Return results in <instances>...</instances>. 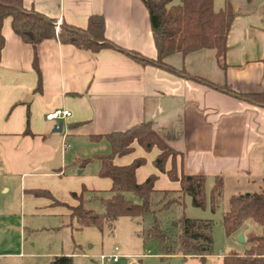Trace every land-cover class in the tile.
I'll list each match as a JSON object with an SVG mask.
<instances>
[{
    "label": "crops",
    "instance_id": "obj_1",
    "mask_svg": "<svg viewBox=\"0 0 264 264\" xmlns=\"http://www.w3.org/2000/svg\"><path fill=\"white\" fill-rule=\"evenodd\" d=\"M228 1L234 18L224 68L210 50L203 48L185 55L169 54L164 58L167 65L151 61L156 58V47L149 14L141 0H21L26 10L78 28L87 26L90 15H102L104 36L112 46L98 50L78 48L57 37L32 46L12 30L9 16L3 19L0 264H50L51 258L59 255L72 256L73 263L75 253L67 251L61 239L53 240L50 232L67 224L68 206L77 203L72 192L79 193L82 186L96 190L111 186L110 178L98 175V159L91 160L98 161L94 175L69 172L70 163H77L82 172L86 164L80 166V158L103 154L81 155L78 144L99 141L104 137L96 138L98 135L124 131L141 122H151L178 152V172L221 175L223 183L226 179L237 182L245 175L247 182H259L261 190L264 105L229 90L264 92V0ZM55 108H66L70 115L46 118ZM58 121L63 123L62 130L54 132ZM64 144L69 146L64 148ZM132 146L131 152L115 156L114 163L128 164L141 158L135 170L138 182L155 174V189L179 188L177 180H170L155 166L156 146L149 150L137 142ZM170 167L168 159L165 169ZM36 190L48 191L51 196L37 195ZM63 217L65 221L56 223ZM250 227L242 226L234 234L242 233L244 240H232L231 251L244 252ZM123 250L121 254L138 255V249ZM172 255L188 259L186 264H198V260L222 264L224 256H166ZM119 258L108 264H126Z\"/></svg>",
    "mask_w": 264,
    "mask_h": 264
},
{
    "label": "trees",
    "instance_id": "obj_2",
    "mask_svg": "<svg viewBox=\"0 0 264 264\" xmlns=\"http://www.w3.org/2000/svg\"><path fill=\"white\" fill-rule=\"evenodd\" d=\"M141 1L149 14L156 47V58L151 61L167 65L164 58L169 54L179 52L185 55L203 48L213 53L220 67H225L226 41L234 18L228 0H225L219 10H214L213 0H180L178 4H172V0ZM6 16L11 18L12 30L32 46L42 39L52 37L82 49L98 50L101 47L112 46L104 36V19L100 14L90 15L85 28L64 22H60L56 28V19L33 10H26L21 0H0V49L3 44L2 23ZM131 54L138 57L135 52ZM200 80L212 84L208 80L202 78ZM229 91L264 105V92ZM102 137L109 142L110 152L80 158L79 164L83 166L92 159H98L100 162L98 175L110 178L111 186L107 191L82 186L79 193H71L77 203L69 205L68 208L70 218L76 220L77 227L95 226L103 232L105 229H111L121 216L138 217L143 222L140 234L145 246H153L159 253L166 255L182 254L204 258L210 254L213 241L211 220L187 217L184 214L185 195L190 196L194 206H205L206 175L182 169L178 172L176 164L178 152L152 128L151 122H141L124 131L96 136ZM134 141L145 150L153 146L158 148L154 164L160 171L165 172L170 180L179 182L178 189H155L154 181L157 178L155 174H150L144 181L138 182L135 170L142 162L141 158H136L128 164L114 163L115 156L132 151ZM168 159L171 167L166 170L165 163ZM222 185L223 177L215 175L210 190L212 210L215 209L216 194ZM125 192L136 194L141 198V203H133L126 199ZM34 193L51 196L45 190H36ZM91 202H98L101 211L86 206ZM247 220L256 226L246 233V249L243 253L234 250L226 253L222 257V264H264V176L260 191L232 193L228 196L221 221L225 235H234ZM71 263L72 256L69 255L54 256L50 261V264Z\"/></svg>",
    "mask_w": 264,
    "mask_h": 264
},
{
    "label": "rangeland",
    "instance_id": "obj_3",
    "mask_svg": "<svg viewBox=\"0 0 264 264\" xmlns=\"http://www.w3.org/2000/svg\"><path fill=\"white\" fill-rule=\"evenodd\" d=\"M172 4L180 3V0H172ZM224 5V0H213L214 10H219ZM68 140L72 142V139L68 137ZM136 142V141H134ZM81 149V155H90L92 153H108L110 151L109 142L102 138L96 142H81L78 144ZM70 150H73V146ZM76 166V167H75ZM70 167V168H69ZM98 161L93 160L86 163L84 171H81V167L77 163H70L68 165L69 172L76 175H94L97 171ZM163 172V171H161ZM215 176H206L204 184L205 192V206L197 207L191 203L189 195L184 197V214L187 217H193L198 219H210L211 220V233H212V250L211 253L214 257L223 256L231 251L229 248L232 240H236V236H227L224 233L222 225V212L226 208L227 198L232 193L246 192V191H259V182H247L245 175H240L239 181L226 179L216 194L215 209H211L210 202V190L214 184ZM259 186V187H258ZM102 190V191H107ZM105 195L106 192H104ZM124 197L133 203H141V198L133 192H125ZM87 207L93 208L96 211H101L100 204L98 202H91L86 204ZM65 221V217L62 219H56V223ZM67 224L57 230H51V238L53 240L61 239L64 241V247L69 252H74L72 264H108L103 262L99 255L101 253L109 254L114 246H117V253H124L123 249H138V255H125L121 254L119 261H125L126 264H186L188 259H183L182 256H166L161 255L158 250L153 246H145L140 234L143 222L138 217L121 216L115 222L114 226L110 229H105L103 232L99 231L95 226H85L82 228L77 227L76 220L74 218H67L65 221ZM63 222V223H65ZM250 224V229L255 228V224L247 220L243 227L247 228ZM165 225V222H163ZM235 246L240 247V243L233 242ZM163 256V257H161ZM208 262V261H207ZM205 262V264H207ZM111 263V262H110ZM198 264H203L201 261H197ZM114 264V263H112Z\"/></svg>",
    "mask_w": 264,
    "mask_h": 264
},
{
    "label": "built area",
    "instance_id": "obj_4",
    "mask_svg": "<svg viewBox=\"0 0 264 264\" xmlns=\"http://www.w3.org/2000/svg\"><path fill=\"white\" fill-rule=\"evenodd\" d=\"M59 24H60L59 21L55 23L56 28H58ZM69 115H70V111L68 109H66V108H55L46 114V118L57 120V119H62L64 117H67ZM67 146H69V144H64V148ZM116 250H117V248H115L109 254L102 253L99 255V258L104 262L105 261L106 262L117 261L120 255L116 252Z\"/></svg>",
    "mask_w": 264,
    "mask_h": 264
},
{
    "label": "water",
    "instance_id": "obj_5",
    "mask_svg": "<svg viewBox=\"0 0 264 264\" xmlns=\"http://www.w3.org/2000/svg\"><path fill=\"white\" fill-rule=\"evenodd\" d=\"M62 121H58L56 124H54L53 128H52V131L54 132H60L62 130ZM236 240L239 241V242H242L244 240V236L242 233H239L237 236H236Z\"/></svg>",
    "mask_w": 264,
    "mask_h": 264
}]
</instances>
